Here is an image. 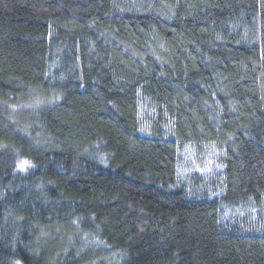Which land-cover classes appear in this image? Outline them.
Segmentation results:
<instances>
[{
  "label": "trees",
  "instance_id": "16d2710c",
  "mask_svg": "<svg viewBox=\"0 0 264 264\" xmlns=\"http://www.w3.org/2000/svg\"><path fill=\"white\" fill-rule=\"evenodd\" d=\"M201 146L217 196L178 186ZM248 203L264 0H0V264H264V219L222 221Z\"/></svg>",
  "mask_w": 264,
  "mask_h": 264
},
{
  "label": "rangeland",
  "instance_id": "374dc122",
  "mask_svg": "<svg viewBox=\"0 0 264 264\" xmlns=\"http://www.w3.org/2000/svg\"><path fill=\"white\" fill-rule=\"evenodd\" d=\"M218 154L214 147H188L180 154V162L178 165V186H183L190 192V197L200 196H217L221 193V189L217 186L213 187V190L205 188L204 186L197 189V191L191 192L190 190L193 184V173H199L200 177H204L205 173L210 172L211 168H215L217 164ZM206 178V177H205ZM203 178V180H205ZM219 186V185H218ZM263 210L260 208L254 209L251 203L246 206H240L238 208H221L222 221L228 226L239 228L242 223H254L257 220L262 221L264 219ZM86 246L85 242L83 243Z\"/></svg>",
  "mask_w": 264,
  "mask_h": 264
}]
</instances>
